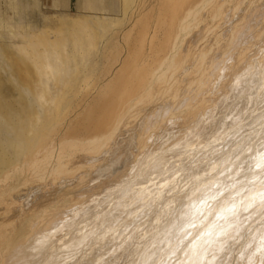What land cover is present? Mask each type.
<instances>
[{
    "label": "bare ground",
    "instance_id": "6f19581e",
    "mask_svg": "<svg viewBox=\"0 0 264 264\" xmlns=\"http://www.w3.org/2000/svg\"><path fill=\"white\" fill-rule=\"evenodd\" d=\"M5 1L0 207L20 214L0 230V264H264V0H83L73 15L54 0L40 25L29 0ZM125 136L139 152L111 188L102 167ZM160 150L190 178L166 218L143 186Z\"/></svg>",
    "mask_w": 264,
    "mask_h": 264
},
{
    "label": "rangeland",
    "instance_id": "374dc122",
    "mask_svg": "<svg viewBox=\"0 0 264 264\" xmlns=\"http://www.w3.org/2000/svg\"><path fill=\"white\" fill-rule=\"evenodd\" d=\"M30 1V3L32 4V5H30V7H27V10H26V14L28 15V17L31 19V21H33L35 24H37V25H40V24H42V21L45 19L44 17H46V19L47 18H51L52 19V17H54V15H52L53 13H54V10H56L55 9V7H54V4H53V1L54 0H39V4H38V7L37 8H34L35 6H33V3H34V0H29ZM154 1V0H153ZM152 1V2H153ZM83 2V0H67L66 1V3H64V5H62V8H57V10L59 9V10H61L62 12H66V13H68V14H75V12H76V10H77V8L81 5V3ZM60 11V12H61ZM0 15L3 17V16H6V15H8V11H7V5H6V1L5 0H0ZM45 15V16H44ZM248 120V118L246 119V120H244V121H247ZM264 123L262 124V126L260 127V125L258 124L257 126H256V129L258 128V131H257V136H258V133H259V135H262L263 133H262V130H264ZM259 128H261V129H259ZM235 128H231V129H229L230 130V133H229V131H228V133H229V135H231L232 134V132H233V130H234ZM261 130V131H260ZM161 131V132H160ZM129 132H131V131H129ZM136 132V131H135ZM158 132H159V136H158V138H155V141H163L164 140V137H163V131L162 130H158ZM264 132V131H263ZM162 133V134H161ZM262 133V134H261ZM126 138H121L120 139V141L121 140H123V141H119L120 142V145L116 148V152L115 151H112V154H111V152H110V154H108V153H106V154H108V156L106 155L105 156V158L107 159H105V162H104V164H103V169H105L106 167V169H109V167L112 169V171H114V173L112 174V177H111V179L109 178V177H107L108 178V180H106V183H107V181L108 182H112L111 180L113 179V176L114 175H118V174H120L121 172H120V170L122 171L124 168H126L125 166H129L130 164V161H131V159H132V156L134 155H136V153H134V152H139V149H136L135 147H137V148H139L138 147V145H137V142H136V145L134 146V142H133V140H137L136 138H133V137H131V138H129V137H127V136H125ZM256 137V136H255ZM254 137V138H255ZM161 138H163V139H161ZM249 138L250 137H248L246 140H249ZM126 139V140H125ZM256 139V138H255ZM124 141H125V143H124ZM243 140H241V141H231V142H233L234 143V145H232V146H234V147H236V145L237 146H241V145H243V143L244 142H247V141H244V142H242ZM129 142V143H128ZM133 144H132V143ZM218 142V143H217ZM221 142H222V144H221ZM225 142H227V141H215L214 143H217V145H223V143H225ZM238 144H241V145H238ZM241 142V143H240ZM250 141H248V143H249ZM252 142V141H251ZM254 142V141H253ZM258 142V141H257ZM259 142H261V141H259ZM123 143V144H122ZM213 143V144H214ZM229 143V145H230V142H228ZM228 143L226 144L227 146H229L228 145ZM236 143V144H235ZM131 144V145H130ZM245 144H247V143H245ZM75 144H73L72 142H69V143H66L65 145H64V148L65 149H69V148H71V147H73ZM126 145V146H125ZM131 146V148H129ZM245 146H247V145H245ZM245 146L243 147V149H245ZM75 147H78L77 145L75 146ZM119 147H121L120 149H119ZM129 148L128 150H127V148ZM234 147H231L230 149H233ZM133 149V150H132ZM243 149H242V151H243ZM120 150V151H119ZM127 150V151H126ZM138 150V151H137ZM246 151H247V148L245 149ZM245 150H244V152H245ZM130 151H132V152H130ZM164 151V152H163ZM169 152V153H167V152ZM160 150V152L158 153V155L155 157V158H153V160L151 159L149 162H148V167L150 168V167H152V165H153V161H157V163H159V169H158V172H154L153 173V175L151 174L149 177H146L145 178V181L143 182V186H146L147 188H149V189H153V191L155 190V191H158V193L160 194L159 196H160V198H161V201H160V198H159V200H157L156 201V205H157V202H158V205H157V209L159 208L160 210L163 208V206H167L166 208L164 207L163 209H165L164 211H165V213L163 212V216H165L164 218H166V217H168L169 215L168 214H170L171 212H172V206H173V202H171V200H170V198H171V196H172V194L171 193H173L174 191H176V192H178L179 191V189H180V191L178 192V193H183V189L185 188L186 189V187L187 186H189V183H190V178H189V176H187L188 175V173H189V168L186 166V165H183L182 163L183 162H180L179 160H177L176 158H174V157H172V156H169V154H171L170 153V151L169 150ZM115 152V153H114ZM118 152H120V154L118 153ZM123 152H125L124 154H123ZM129 152V153H128ZM118 153V154H117ZM123 155H122V154ZM200 153V152H199ZM167 154V155H166ZM241 154H243V152H241ZM117 155H118V157H117ZM121 157H120V156ZM125 155V156H124ZM112 156L114 157V158H112ZM127 156H128V158H129V156H130V158L128 159L127 158ZM133 156V157H134ZM163 156H165V157H163ZM166 156H169V157H166ZM124 157V158H123ZM125 157H126V159H125ZM172 157V158H171ZM115 158H116V160H120L122 163H123V161H124V163L122 164L120 161H117V163L118 164H116V160H115ZM118 158H120V159H118ZM161 158H163V160H161ZM170 158V159H169ZM111 159L113 160V161H111ZM55 160V159H54ZM54 160H53V162H54ZM109 160H110V162L112 163V165H111V163L109 162ZM126 160V161H125ZM175 162H174V161ZM115 161V162H114ZM128 161V162H127ZM108 162V163H107ZM168 164H167V163ZM115 163V164H114ZM173 163V164H172ZM92 164V163H91ZM127 164V165H126ZM129 164V165H128ZM163 164H164V166H163ZM172 164V165H171ZM190 164V163H189ZM188 164V165H189ZM250 164V163H249ZM51 165H52V162H51V164H50V167H51ZM106 167H105V166ZM113 165H115V167L113 166ZM119 165V166H118ZM161 165V166H160ZM169 167H168V166ZM176 165V166H175ZM180 165V166H179ZM181 165H182V167H181ZM118 166V167H117ZM122 166V167H121ZM184 167V168H183ZM185 167H187V168H185ZM52 168V167H51ZM113 168H115V169H117V172H115V169H113ZM118 168H120V170L118 169ZM168 168V169H167ZM258 167H252V169H257ZM105 169V171H107ZM111 169H109L108 170V174H109V176H111ZM174 169V170H173ZM181 169H182V171H181ZM187 169V170H186ZM162 170V171H161ZM95 171V172H94ZM119 171V172H118ZM176 171V172H175ZM178 171V172H177ZM183 171H184V174H182L183 173ZM187 171H188V173H187ZM87 172H89V181H91L92 182V184H91V187H94V185H96L97 184V182H98V174L96 173V169L94 170L93 168H90L89 170H87ZM172 172H175V176H174V178H173V176H171V178H170V176H168L170 173H172ZM93 173V174H92ZM97 175H96V174ZM116 173V174H115ZM160 174L159 176H158V178H153V176L155 175V174ZM178 173V174H177ZM186 173V174H185ZM49 174H50V171H49V173H47V175H46V178L47 177H49ZM90 174L92 175L91 177L92 178H90ZM96 176H95V175ZM166 174H168V175H166ZM181 174H182V176L185 178H183V177H180L181 176ZM95 177H94V176ZM117 175H116V177H117ZM173 175V174H172ZM166 178H165V177ZM178 176V177H177ZM94 177V178H93ZM98 177V178H97ZM151 177V178H150ZM188 177V178H187ZM97 178V179H96ZM106 178V179H107ZM114 178H115V176H114ZM168 178V179H167ZM180 179V181H179V179ZM184 179V181H185V183H184V181H183V179ZM94 179V180H93ZM109 179H110V181H109ZM155 179V180H154ZM160 179V180H159ZM166 179V180H165ZM175 181V182H177L176 184V187L178 188H172V189H169L168 188V185L167 184H169L171 181ZM173 179V180H172ZM178 179V180H177ZM187 179V180H186ZM188 179H189V181H188ZM50 180H52V176H50L48 179H45V182L47 181V183H51V182H49ZM96 180V181H95ZM165 180V182L166 183H164L163 184V181ZM101 180H99V182H100ZM150 181V182H149ZM158 181H160V183L158 182ZM179 181V182H178ZM182 181V182H181ZM96 183V184H94V183ZM98 182V183H99ZM43 183V181L40 183V184H36L35 186L37 187H32L31 189H30V194H27L28 195V198H26L27 196L26 195H24V198H23V202L26 204V203H29V202H32L31 200L33 199V198H31L32 196V193L33 192H35V190H37L39 187H43L44 185L42 184ZM113 183H115L114 181L112 182V185H111V188H116V187H119L120 185L116 182L115 183V185L113 184ZM156 183V184H155ZM163 185H162V184ZM183 183V184H182ZM45 184V183H44ZM108 184V183H107ZM111 184V183H110ZM118 184V185H117ZM154 184V185H153ZM182 184V185H181ZM43 185V186H42ZM98 185V184H97ZM96 185V186H97ZM159 185V186H158ZM164 185H165V187H164ZM180 185V186H179ZM187 185V186H186ZM39 186V187H38ZM61 186L62 185H57V187L56 188H58V189H61ZM96 186H95V188H96ZM108 186H110V185H108ZM115 186V187H114ZM162 188H161V187ZM167 186V187H166ZM179 186V187H178ZM186 186V187H185ZM88 188V191L89 192H87V193H91L92 192V188ZM153 187V188H152ZM158 187H160V188H158ZM184 187V188H183ZM168 188V189H167ZM92 189V190H91ZM158 189V190H157ZM161 191H160V190ZM163 189V190H162ZM164 189H165V191H164ZM33 190V191H32ZM168 190H171V191H168ZM182 190V191H181ZM59 190H57L56 192H58ZM154 191V192H155ZM167 192V193H166ZM171 192V193H170ZM27 193V192H26ZM29 193V192H28ZM165 193V194H164ZM91 194H93V192L91 193ZM90 194V195H91ZM168 194V195H167ZM165 196V197H164ZM167 197V198H166ZM170 197V198H169ZM31 198V199H30ZM28 199H30L29 201H28ZM163 199H165V200H163ZM168 201V202H167ZM169 202H171L170 203V205H169ZM147 203H150V201L148 200L147 201ZM162 203H164V205H162ZM166 204V205H165ZM171 204H172V206H171ZM12 206H13V208H12ZM171 208H170V207ZM9 207H10V209H9ZM14 207H17V205L16 204H14V205H10V206H5V207H0V209H2L1 211H0V226H1V228H0V230L3 228V226H4V224H7V223H5V222H10V220L11 219H13V218H15V217H17L20 213H19V208L17 207L16 209H17V211H16V209L14 208ZM158 209V210H159ZM168 209H170L169 210V212H168ZM3 210H6V211H4L3 212ZM2 212H3V214H2ZM9 212V213H8ZM12 212V213H11ZM167 212V213H166ZM7 214V215H6ZM9 214V215H8ZM85 214H88L87 216H83V215H85ZM85 214H83L82 216H81V219H85V220H87L88 218L90 219V220H92L93 219V216H92V214L90 213V212H86ZM166 214L168 215V216H166ZM11 215V216H10ZM13 215V216H12ZM93 215L96 217V213L94 214L93 213ZM8 216H10V217H8ZM89 216V217H88ZM8 217V218H7ZM85 217V218H84ZM94 217V218H95ZM10 218V219H9ZM87 220V222L88 221H90V220ZM84 220V221H85ZM94 220V219H93ZM84 221H83V223H84ZM120 221H122V220H120ZM86 222V221H85ZM82 223V224H83ZM146 223V224H145ZM145 223H143L144 224V226H143V224H142V228H141V225L139 226L138 224V226H134L133 228H132V230L133 231H135V232H133L132 230H130V228H128L127 230H125L124 231V233L125 234H127L129 231H131V232H129L128 233V235L126 236L124 233H122V235H119L120 236V239H126V237L127 238H132L134 235H135V233L136 234H142V233H147L150 229H148L147 227H150V225H148L149 223L148 222H145ZM120 226V225H119ZM141 229H140V228ZM114 228H117V231L116 232H118V225L117 226H115ZM138 231H137V230ZM145 229H148V231H146ZM111 230V229H110ZM152 230V229H151ZM137 231V232H136ZM153 231V230H152ZM111 232H112V230H111ZM114 232H115V229H114ZM127 232V233H126ZM150 232V231H149ZM131 234V235H130ZM133 235V236H132ZM124 236H126V237H124ZM124 237V238H123ZM107 238V237H106ZM118 239H119V237H118ZM103 240H105V239H100L99 241H98V239H96V244H98V243H100L101 241H103ZM103 249V248H102ZM102 249L101 250H99V256L98 257H101V258H103V259H105V257H110L111 256V252L110 251H107L105 248L103 249V252H104V255L103 256H101V254H103V252H102ZM101 251V252H100ZM109 252V253H108Z\"/></svg>",
    "mask_w": 264,
    "mask_h": 264
}]
</instances>
